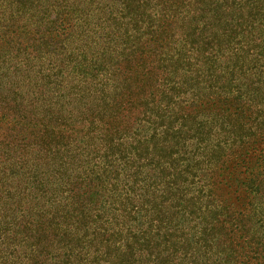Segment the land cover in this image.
<instances>
[{"label": "trees", "instance_id": "1", "mask_svg": "<svg viewBox=\"0 0 264 264\" xmlns=\"http://www.w3.org/2000/svg\"><path fill=\"white\" fill-rule=\"evenodd\" d=\"M142 172L151 251L264 264V0H0V264L123 257L109 187Z\"/></svg>", "mask_w": 264, "mask_h": 264}, {"label": "rangeland", "instance_id": "2", "mask_svg": "<svg viewBox=\"0 0 264 264\" xmlns=\"http://www.w3.org/2000/svg\"><path fill=\"white\" fill-rule=\"evenodd\" d=\"M170 155L163 154L162 160H165ZM160 158V157H159ZM152 158L148 160H142L144 162H150ZM157 159L153 161L155 163ZM141 161V162H142ZM143 162V163H144ZM181 162V160H180ZM133 170V168H132ZM194 172H196V179L193 183H191L190 177L187 178L186 181H183L184 177L176 179L175 176H169L165 179H159L157 182L162 183L164 182V187L166 188L167 184L169 183L170 186L175 189V185L178 182L181 185V189L184 192H190V194H196L198 195L199 190L201 189L200 186H198V182L200 179V173L198 168H194ZM146 172L139 173L138 175L132 176V178H125L121 179L123 173L120 175V179L118 180L117 185L113 184V186H110L109 188H113V191L111 192L112 198L109 200V207L112 208L110 211H114L116 214L124 215L125 218H121L119 221L120 223H126L127 221L130 222L131 226L133 228V232L137 235L136 237L131 236V239L129 240V247L126 255L123 257H115L111 258L107 252L103 253L101 252V255L97 256V254H88V257L91 261H97L98 264H187V260H183L182 258H185L184 252H182V248L180 247L181 244H175L176 238L182 239V237L179 235V232L175 233L173 232V236L171 237V242L166 247L165 238L160 237L158 241H162V246L157 251H151L150 248L147 247L148 243L150 247L153 244V241L149 242V238L147 234L143 235V232L148 230V228L157 227L159 225V221L165 220L163 219L162 213H160V207L161 202L164 199L163 196H159L162 194L161 191H159L158 197H152L153 189L157 188L156 181L154 177L152 176H146ZM157 176V175H155ZM192 177V176H191ZM206 179V176H204ZM175 182V185H172L171 182ZM207 181V180H206ZM155 185V186H154ZM151 187V189H149ZM158 190H161L159 188ZM169 191V190H168ZM171 193V191H169ZM171 197V195H170ZM165 200V199H164ZM111 203V205H110ZM169 203V202H168ZM113 214V213H112ZM165 216H169L166 214ZM108 217H105L104 219H107ZM259 221V220H258ZM118 222V225L120 224ZM117 224H115V228L117 230H121L120 227ZM121 226V224H120ZM145 229V230H144ZM155 229V228H153ZM122 234H117L115 237L118 239V243L125 241V235H126V229L121 230ZM139 231V233H138ZM154 233V230H153ZM254 238L255 241H259L263 243L261 238L264 236V222L260 221L255 225L254 230ZM145 236V237H143ZM177 236V237H176ZM156 237V236H155ZM155 239V238H152ZM131 242V243H130ZM157 242V239H156ZM142 251V249H144ZM166 248V249H165ZM103 251V250H102ZM166 251V252H165ZM191 251V250H190ZM86 252V251H85ZM84 252V253H85ZM193 252V251H191ZM189 252V254H191ZM195 254V251L193 252ZM189 256L186 257V259ZM212 262L211 264H213ZM205 264V263H203ZM223 264V263H222Z\"/></svg>", "mask_w": 264, "mask_h": 264}]
</instances>
